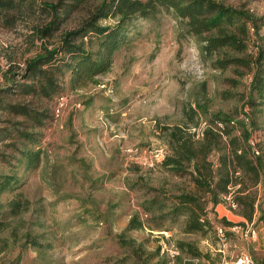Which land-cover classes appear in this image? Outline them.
<instances>
[{"label": "rangeland", "instance_id": "rangeland-1", "mask_svg": "<svg viewBox=\"0 0 264 264\" xmlns=\"http://www.w3.org/2000/svg\"><path fill=\"white\" fill-rule=\"evenodd\" d=\"M60 1L21 0L16 8L0 10V175L18 180L0 194L5 225L0 264H225L242 254L256 262L252 247L264 234L260 211L251 222L254 238L226 230L220 240L215 227L224 228L222 220L250 225L226 201L207 206L212 230L187 234L184 218L171 211L178 194L193 191L190 177L162 169L161 158L154 161L157 151L167 152L161 127L197 123L201 129L211 115L244 119L242 113L250 112L245 104L251 73L215 69L196 41L179 37L172 14L161 11L152 20H133L128 41L105 74L74 89L68 77H60L58 98L25 94L14 85L29 84L23 79L27 63L78 29L102 0L83 4L50 37H40L39 30L53 19L45 6ZM215 1L248 10L264 33V0ZM56 12L62 15L59 6ZM251 38L248 54L254 53ZM189 108L197 114L191 123L185 115ZM262 109L255 115L252 141L264 161ZM27 134L38 143H27ZM25 149L41 151L35 168L19 162ZM257 190L264 203V190ZM16 200L22 207L12 215L8 204ZM146 201L154 202L149 213L142 206ZM133 217L142 227L127 231ZM32 240L40 246L34 248ZM173 249L178 256H171ZM195 251L199 255L191 254Z\"/></svg>", "mask_w": 264, "mask_h": 264}, {"label": "trees", "instance_id": "trees-1", "mask_svg": "<svg viewBox=\"0 0 264 264\" xmlns=\"http://www.w3.org/2000/svg\"><path fill=\"white\" fill-rule=\"evenodd\" d=\"M89 1L61 0L58 6L62 15L57 14V5H46L53 19L39 30V36L50 37L60 22ZM20 2L0 0V10L9 11ZM161 11L172 14L179 37L196 41L199 54L212 59L215 69H243L251 73L245 104L250 112L242 113L244 119L235 121L224 115H211L201 129L197 123L191 127L186 123L159 129L167 152L158 165L176 174L189 175L193 185V191L175 197L172 215L184 218L185 233L204 234L213 229V222L207 219L208 204L214 209L229 195L230 202L226 203L235 206L230 207L232 210L239 208L238 214L250 224L257 211H260L258 220L264 221V203H259L257 194L258 187L264 190V161L252 141L257 130L255 115L261 108L264 110V33H260L262 27L257 24L260 20L248 10L231 8L215 0H102L78 29L66 33L53 49L43 47V53L27 63L23 79L28 85L14 87L25 94L52 99L63 95L60 77H68L70 89L92 81L111 68L115 52L128 41L133 20H152ZM251 36L255 39L254 53L248 54ZM93 42L95 49L91 47ZM196 109L205 114V108L199 104ZM185 115L189 123L193 122L197 116L195 108H189ZM30 117L39 124L43 121ZM34 138L32 134L24 135V140L33 145L38 143ZM41 155L40 150L25 149L20 151L19 162L27 170L32 169ZM17 182L15 176L0 175V194L11 191ZM142 206L149 213L154 202L146 201ZM8 207L15 215L22 205L16 200ZM220 223L224 228L236 226L226 219ZM4 227L0 220V231ZM141 227L142 223L133 217L126 230ZM31 245L40 246L34 240ZM121 245L130 246V242L121 241ZM191 254L199 255L197 251Z\"/></svg>", "mask_w": 264, "mask_h": 264}, {"label": "built area", "instance_id": "built-area-1", "mask_svg": "<svg viewBox=\"0 0 264 264\" xmlns=\"http://www.w3.org/2000/svg\"><path fill=\"white\" fill-rule=\"evenodd\" d=\"M166 154V153H165ZM164 156V151L163 149L161 151H157L155 156H154V161L158 158H161L160 160L162 161V158ZM159 162V159H158ZM160 163V162H159ZM152 166V164H151ZM225 200L228 201V203L230 202V196H226ZM230 207H232V209H235V206L230 204ZM253 224H245V227H229V228H216V234L218 235V237L220 238L221 241H224L225 237H226V230L230 231V232H234L237 233L239 230L242 231L243 235L245 237L249 236L251 238H254V236H256L255 231L252 229ZM174 251L172 252L171 256L172 257H176L178 256V250L173 249ZM197 262V259L194 260V263ZM181 264H186L185 262H182ZM225 264H257L254 262V260L252 259V257L249 254H242L240 255V257L236 258L234 261L230 262V263H225Z\"/></svg>", "mask_w": 264, "mask_h": 264}, {"label": "crops", "instance_id": "crops-1", "mask_svg": "<svg viewBox=\"0 0 264 264\" xmlns=\"http://www.w3.org/2000/svg\"><path fill=\"white\" fill-rule=\"evenodd\" d=\"M264 234L263 236H261V240L260 241H257L255 243V245L252 247L253 248V251L256 252L255 254V258H256V262L257 264H264Z\"/></svg>", "mask_w": 264, "mask_h": 264}]
</instances>
